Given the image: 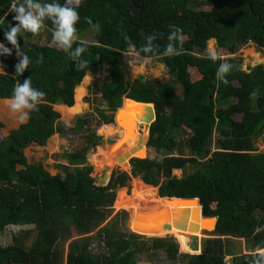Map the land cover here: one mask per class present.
<instances>
[{"label":"trees","instance_id":"1","mask_svg":"<svg viewBox=\"0 0 264 264\" xmlns=\"http://www.w3.org/2000/svg\"><path fill=\"white\" fill-rule=\"evenodd\" d=\"M56 2L63 4L64 0ZM12 3L0 0V43L12 49L10 56L0 54V117L17 80L22 83L30 78L32 87L43 91L45 97L38 110L30 112L27 121L16 128L3 134L0 121V235L7 230L9 236L8 242L0 245V264H151L133 258L140 235L124 225L125 211L106 220L114 189L126 185L130 176L157 185L159 196L196 197L202 215L216 217L212 236L204 239L198 254L177 253V244L181 251L191 252L187 238L180 233L175 234V240L152 237L141 243L159 247L171 262L179 257L183 264H224L226 238L241 239L245 252L227 253L229 264H255L260 259L256 250H264V151L254 145L259 136L264 140V63L242 70L241 58L235 53L252 42L264 56V0H82L75 27L78 36L89 34L87 40L79 37L78 41L86 47L81 58L88 62L87 67L77 71L75 62L52 45L53 25L45 20L38 34L44 36L38 42L33 43V34L28 32L17 37L20 54L30 59L28 69L19 77L14 67L18 63L16 49L4 38L9 25L16 23L15 13L9 11ZM173 26L182 29V46L175 42L180 54L162 56L168 35L175 31ZM153 34L154 50L144 53L141 49ZM208 39L214 40L220 56L215 62L206 53ZM130 47L140 58L160 59L168 78L128 79L121 58ZM223 60L232 65L224 77L227 84L217 74ZM85 72L93 75L95 110L101 107L107 111L102 122H112L121 97L150 102L155 112L145 143L146 156L131 157L128 172L115 165L108 181L99 186L90 176L89 164L74 167L63 176L50 175L40 163L27 162L23 154L24 147L41 145L58 124L52 103L68 105L56 106L65 119L77 112L76 101L88 80ZM173 83L179 84L180 94ZM74 85L77 92L72 104ZM124 105L128 108L119 111H131L129 115L118 113L124 134L143 144L146 130L141 129L145 134L137 131V123L138 118L145 126L151 121L150 104L147 108L131 102ZM91 122V118L80 120L85 129ZM175 131L185 137L175 141ZM114 134L116 138L125 136L117 125L110 133ZM85 136L93 145V131ZM115 150L122 153L120 146ZM135 150L136 146L125 156ZM84 151L81 147L71 152L72 161L78 164ZM188 165L192 167L188 173H171ZM142 181L134 179L129 196L118 192V207L121 202L135 206L136 198H145L143 202L154 198L155 188ZM156 200L160 202V198ZM117 217H121L119 225ZM26 236L27 243L22 242Z\"/></svg>","mask_w":264,"mask_h":264},{"label":"clouds","instance_id":"2","mask_svg":"<svg viewBox=\"0 0 264 264\" xmlns=\"http://www.w3.org/2000/svg\"><path fill=\"white\" fill-rule=\"evenodd\" d=\"M81 3L82 0H64L63 4L56 2V0H53L52 3H41L40 0H13L9 11L15 13L13 20L16 23L14 26L9 25V29L5 31L4 38L16 49L18 63L14 67L17 77L21 76L30 64L29 57L26 54H20V45L17 37L22 32H28L33 35L39 34L44 27L45 20H51L53 25L52 45L58 50L63 51L70 60L75 62L77 71L84 70L87 67L88 62L81 58L82 54L86 51V47L83 45V42L78 43L80 38L75 27L80 20L77 8ZM89 23H91L90 20ZM173 27L175 31H172L168 35L167 39L169 43L165 46L163 53H161L162 56L167 57L180 54V50L176 47L175 42H180L182 46V29ZM155 38V34L149 36L147 38L149 43L142 47L141 51L144 53L152 52L154 46L151 44V41ZM74 44H77L75 48H73ZM0 54L10 56L12 49L0 43ZM208 58L215 62L220 59V56L215 50H209ZM37 62L39 63L40 61ZM231 68L232 65L226 60H223L217 68L219 79H222L225 84L228 81L224 77L231 71ZM44 97L45 93L33 88L31 79L27 78L22 83L18 80L16 81L12 94L5 100V104L9 111L18 117L19 122L24 123L29 118L30 112L38 110V106L43 102ZM256 255L260 259H257L255 264H262V261H264V250L257 249Z\"/></svg>","mask_w":264,"mask_h":264},{"label":"rangeland","instance_id":"3","mask_svg":"<svg viewBox=\"0 0 264 264\" xmlns=\"http://www.w3.org/2000/svg\"><path fill=\"white\" fill-rule=\"evenodd\" d=\"M40 36H44V33H41L40 35H38V34L32 35L31 41H33V43L38 42ZM79 37L81 39L87 40L89 38V34H88V32H83ZM209 50H215L216 51L215 42L213 39H208L206 41V53H208ZM235 55L239 56L241 58V60H240V68L241 69H244L245 67H248L251 64L253 65L257 62H260V63L264 62V56L262 55L261 51L258 50L254 46V44L252 42H248V44L239 48L238 51L235 53ZM159 62H161L160 59L140 58V57L136 56L132 52V49L130 47L128 52L123 53V56L121 58V67L123 69L125 76L128 79L140 76L141 78H149V79H152L155 81H162V80L168 78V74L165 73L166 71L165 72L163 71V70H165V68H163V70L161 69ZM85 73L89 74L88 80H87L86 84L83 86V90H82V93L80 94V98L77 99V96H76L77 112L73 116L78 115V117H80L82 119L83 118H87V119L91 118L92 122H91L90 128L88 129L89 131L92 130L94 133H96V135H98L100 137H102L103 135H109V133L105 134L108 131V129L105 130L103 128L102 124H104V123L101 121V118L103 117L104 114H106L105 112H107V111H106V109H103L101 107H98L99 109L97 111L94 110L95 109L94 107L96 105H95V101L92 100V95H91V85H92L93 75L90 72H85ZM82 78H83V76L80 78V80L77 84H81L80 82L82 81ZM173 84H174L175 91L178 94H180L179 84L178 83H173ZM76 85H74V87H73L72 97H73L74 92H77V86ZM75 86H76V91H75ZM84 96L87 97L86 101L83 100ZM74 100L75 99L73 98V101H72L73 103H74ZM78 101L80 104H77ZM121 108H128V107H126L125 105H121V107L119 109H121ZM54 109H56V107ZM108 114H110V113H108ZM112 117H113V114H112ZM97 120H99L100 123L99 122L96 123ZM119 120H120V122H122V119L120 117H119ZM120 122H119V124H121ZM139 122H140V120L137 123L138 124L137 125V131L140 132V129H138V127H140ZM112 123H113V125H117L114 122H112ZM79 127H80V124L78 121V122H76V128H79ZM5 132L6 131H4V128H2L1 133L4 134ZM140 133L145 134L143 132H140ZM121 134L123 135V130H122ZM114 136H116V134ZM146 136H145V139H146ZM172 137L175 141H179V140L183 139L185 137V135L182 134L181 132L175 131V132H173ZM130 138H132V137H130ZM123 143H125L126 145L121 146V145H123ZM254 145L256 146V150H261V151L264 150V140L261 139L260 136L257 138V141H256V143H254ZM119 146L122 149L123 153L125 154L127 150L132 149L134 147V143L125 135L122 139L120 138ZM129 147H131V148H129ZM139 149L140 148L138 147L137 150H139ZM211 149H214V146H211ZM137 150H135V152ZM97 151L95 153L104 152L106 154V151L103 148H100V146H99V150L97 149ZM135 152H130V153L128 152L127 157L135 155ZM150 153H151V155L153 154L151 150H150ZM173 153H176V151H173ZM94 160L97 162V157H95ZM101 160H102V157L99 158V161H101ZM91 164H92L93 168H91L90 176L94 177L97 180V178H96L97 175H100V173L102 172V170L100 168V166L102 167V165H100V166H99V164L95 165V163H93V161L91 162ZM109 166H111V163L109 164ZM114 168L115 167H113V169ZM118 168H120V170H124L126 172L129 171V167H127V166L126 167L118 166ZM110 170L108 171L109 172L108 176L110 175ZM191 170H192V167L188 165V166H185L182 170L181 169L172 170L171 173L175 176H180L182 174L190 172ZM133 178H136V177H131L129 180H127L126 185L121 186V187H117L114 189L113 199H112L111 205L109 206L111 208V211H110L109 216L106 218V220L109 219L117 211L123 210V211H125V217H123L122 221L125 225V223L128 219V214H127L128 212L125 210L124 207H120V205L127 207L128 203L125 204L124 202H121L119 204V207H118V205H117V197H118L117 194H118V191H120V189H122V193L127 195V196L133 194V192H132V186H133L132 179ZM107 179H108V177H107ZM107 179H106V181H107ZM99 183H100V181H99ZM101 184H103V183H101ZM130 186H131V188H130ZM151 187L156 189V186H151ZM120 193H121V191H120ZM144 200H145V198L143 199V201ZM139 201H142V198L133 199V202L135 204H138ZM116 221H118L117 224L119 225V223L121 222V217H117ZM23 227H25V226H23ZM210 231H211V229L210 230L204 229L201 232H199L200 233L199 238L201 240V242H200L201 245H202L204 239L212 236L210 234ZM161 233H163V234L161 235ZM168 234L173 235L174 238H176L175 234H177V233H174L172 231L168 232V231H164V230H162L160 232L161 237H168V236H166ZM151 238L152 237H147V238H140L139 237L136 239V241L139 244H138V247L135 245V247L133 248V249H135V252L133 254V258L135 259V261H138L141 263L149 262L151 264H183V260L181 258L177 257L178 258L177 261L175 259L174 262L173 261L171 262L170 260H168L164 257V253L159 247L152 246L147 241L144 243L140 242L141 240L151 239ZM27 239H28V236L23 238L22 242L27 243V241H28ZM8 240H9L8 231L5 230L0 235V245L6 244L8 242ZM224 248L226 251H228L227 253H234V252H240V251L245 252L244 251L245 247H244L243 241L241 239L226 238V240L224 242ZM189 251L195 252V250H189ZM177 253H188L189 254L190 252L181 251L180 248L178 247ZM227 253L223 257L224 264H229L230 255H228Z\"/></svg>","mask_w":264,"mask_h":264},{"label":"crops","instance_id":"4","mask_svg":"<svg viewBox=\"0 0 264 264\" xmlns=\"http://www.w3.org/2000/svg\"><path fill=\"white\" fill-rule=\"evenodd\" d=\"M159 63H160L161 69L163 70V68H164L163 63L162 62H159ZM258 63H260V62H257L255 64H258ZM255 64H253V65H255ZM253 65L251 64L248 67H251ZM248 67H245L246 69L244 68L242 70L247 71ZM163 71L165 72V70H163ZM85 97L86 96L83 97V100H85ZM72 99H73V97H72ZM72 104H73V102H72ZM120 104H121V101H120ZM120 104L114 109L113 117H114V114L116 112L115 110H117L121 107ZM59 105L68 106V105H65L64 103H62L60 101H56V102L52 103V109L58 113V117L56 118V120L58 121V124L56 125L54 131L46 137L45 141L41 145L32 144V145H28L27 147L23 148V154L26 158V161L27 162H38L41 164L42 168L44 170H46L50 175L60 174L61 176H63L67 172L72 171V169L74 170V167H80L84 164H89V165H91V168H93L92 164H91L92 161H93V163H95V165H98V164H99V166L102 165L101 161H99L97 163L94 159H95V157H98V158L102 157L103 158L104 152L95 153V151L98 148V146H100L101 148H103L106 151V154H107V148H104V146L110 145V144L97 143V139H99V138L106 139L107 137L114 139L118 135L116 134V136H114L115 135L114 134L112 136V135H110V133H111L110 132L109 135H103L102 137H100V136L96 135V133L93 132L94 133V138H93L94 144L93 145L89 144V142L85 138L86 137L85 135L89 134L90 131L88 129H85L86 128L85 123L82 124V126H81L80 120L82 118L78 117V115L73 116L75 113L72 114L71 116L67 117L66 119L63 118L61 113L57 109H54L56 106H59ZM4 107H5L4 108L5 112H3V117H0V121L2 122V128H4V131L7 132L11 129L16 128L20 124V122L18 120V117L14 116L9 111L7 106H4ZM113 117H112V122H114ZM78 121H79L80 127L76 128V122H78ZM112 122H108V123L103 122L104 124H102V126H104L106 124L113 126ZM114 123H116V122H114ZM117 139H120V138H117ZM81 147H85V151L83 154V159H80L82 161L78 160L79 163L77 164V163H74L75 161H72L70 153L74 152L75 150H80ZM128 167H129V164H128ZM100 168H102V167L100 166ZM112 170H113V168L111 169V172H112ZM173 170H177V169H173ZM111 172H110V174H111ZM98 176L99 175H97V177ZM131 177H136L138 180L142 181L138 176H130V178ZM134 179L135 178H133V180H132L133 184H134ZM143 183H145V182H143ZM145 184H147V183H145ZM147 185L150 187L153 186L151 184H147ZM155 186H156V189H155L156 193L155 194H156V197L159 198L160 196L157 194V187L158 186L157 185H155ZM118 192H120V191H118ZM166 197H168V196H166ZM213 217H215V216H213Z\"/></svg>","mask_w":264,"mask_h":264},{"label":"bare ground","instance_id":"5","mask_svg":"<svg viewBox=\"0 0 264 264\" xmlns=\"http://www.w3.org/2000/svg\"><path fill=\"white\" fill-rule=\"evenodd\" d=\"M125 109H127V108H125ZM119 110L120 109L117 110L116 115H115L116 124L123 130V134H124V127L121 124H119L120 120L118 117V113L123 115L126 112L125 114L129 115V114H131V111H125L124 112V111H119ZM121 112H124V113H121ZM133 113L136 116L135 110ZM114 127H115V125H113V126L108 125V124L104 125L103 128L105 130L108 129V131L105 134L111 132ZM144 140H146V139H144ZM131 141L134 143V146H136L137 148L138 147L140 148L139 150H137L135 152V155H133V156H135L136 158L145 157L146 156V145H145L146 142L144 141V143L141 144L140 140H138L137 143L135 141H133L132 139H131ZM119 142H120V139L114 138L113 142L110 143V145L104 146V148H107V154L103 155L104 161H102V164L106 165V168H105V170H104V172H103V174L99 180L100 184L104 183L106 181V179L108 177V173H109L108 171L111 168L115 167V165H117V163H119L120 166L122 165L121 167H126L125 163L123 164V162H125V158H127L128 154H127V156H125L126 153L124 154L123 151H122V153L118 154L120 156L116 157L117 163L115 161V158H113V155L117 154L115 148L119 147ZM124 145H126V144L123 143L122 146H124ZM131 147H129V148H131ZM96 151H97V149H96ZM108 163L109 164L111 163V166H109ZM156 199H157V197H156V195H154L153 199L147 198L146 201L143 203H142V201H139L138 204L133 203V205H135V206L126 207L127 209L125 208V210L127 212L130 213V211H131V213H130V225H129V229L131 231L138 233V234L145 235V236H160V232L167 228L168 232H170V231H172L174 233L185 232L188 234H194L199 238L200 233H199V231H197V229L204 228V229L210 230L209 228L213 227V217H209L207 220L203 221L201 219L202 217L197 218V216H194L192 218V222L188 221L189 220L188 219V211L191 209V207H193L192 205H194V202H195L194 200H192L189 205L184 204V201L181 202L180 205H177V207H186V209L182 210L181 215L178 214L177 216L176 215L172 216L173 221H176L175 223H173L172 225L168 224V227H162V229L160 227L153 228L155 224L160 225L161 223L163 224L165 222H168L169 219H171V215L173 213H176V211L178 210V209L177 210L169 209L166 207V208H161L160 210L151 211V212L141 211V210H144L145 203H153V204L157 205L158 201ZM175 202H177V201H175ZM159 203L162 204L161 201ZM136 205L137 206L141 205V208H138ZM197 219H198V221H197ZM135 222H137L139 224H135ZM150 225L153 227H149ZM177 225H179V228L176 227ZM150 228H153V229L150 230ZM162 234L163 233H161V235Z\"/></svg>","mask_w":264,"mask_h":264},{"label":"water","instance_id":"6","mask_svg":"<svg viewBox=\"0 0 264 264\" xmlns=\"http://www.w3.org/2000/svg\"><path fill=\"white\" fill-rule=\"evenodd\" d=\"M135 8H136V6H134ZM0 72H3V70L1 69V66H0ZM121 104L120 105H124L126 102H131L132 104H134V105H136V106H139V107H143V108H147V105L148 104H150V107H151V114H152V119H151V121H149L147 124H146V126H145V124H144V122H142V121H140L139 122V126L140 127H138V129H140V132L142 131L141 129L142 128H144L145 127V130H146V140H147V137H148V129H149V125H150V123L155 119V112H154V109H153V105H152V103H150V102H139V101H135V100H133V99H130V98H127V97H121ZM149 107V108H150ZM118 110V109H117ZM117 110H115L116 112H117ZM116 112H115V114H114V117H113V120H114V122H116V119H115V115H116ZM137 119V118H136ZM139 121V120H138ZM146 140H145V142H146ZM113 142V138H110V137H107L106 139H102V138H99V139H97V143H106V144H110V143H112ZM136 145V144H135ZM122 146V145H121ZM117 156H120V155H118V154H115V155H113V158H115V161H116V157ZM131 157H135V156H129V157H127L126 159H125V162H123V164L125 163V165L128 167V160L131 158ZM116 163H117V161H116ZM117 165H119L120 166V164L119 163H117ZM122 166V165H121ZM105 168H106V165H104V164H102V168H101V170H102V172L100 173V175L98 176V177H96L97 178V180L94 182V184L96 185V186H99V185H104L107 181H108V179H109V177H108V179H107V181L105 182V183H103V184H100L99 183V180H100V178H101V176H102V174H103V172H104V170H105ZM112 169V168H111ZM110 172H111V170H110ZM160 198V201H161V203L162 204H160V203H157V205H155V204H153V203H145V207H144V211L145 212H151V211H157V210H160L161 208H169V209H174V210H177L176 211V213H173L172 215H171V219H169V221L168 222H165V223H161L160 225H154V227L153 226H149V227H153V228H155V227H160L161 229H162V227H168V224H173V223H175L176 221H173V218H172V216H177L178 214L179 215H181V213H182V210L183 209H186V207H177V205H180V203L181 202H183L184 201V204H190L191 203V201L192 200H194L195 202H194V205H192L193 207H191V209L188 211V221H191L192 222V218L194 217V216H197V218L198 217H202L201 219L204 221V220H207L209 217H213V216H203L202 215V213H201V207H200V205H199V203H198V200H197V198L196 197H190V198H184V197H174V196H171V197H166V196H160L159 197ZM174 201V202H173ZM175 201H177V202H175ZM183 204V205H184ZM169 207H168V206ZM139 208V207H138ZM137 208V209H138ZM143 208V207H142ZM130 213H131V211H130ZM130 213L128 212L127 214H128V219H127V221H126V223H125V226L129 229V225H130ZM197 221H198V219H197ZM215 222H216V217H213V227H214V225H215ZM135 224H139V223H137V222H135ZM170 226V225H169ZM147 227V226H146ZM175 227V226H174ZM177 228H179V225H177L176 226ZM213 227L211 228V230L213 229ZM153 228H150V230L151 229H153ZM202 230H204V228H199V229H197V231H199V232H201ZM131 231V230H130ZM138 234V233H137ZM185 234H188V233H185V232H182L181 233V235H185ZM140 235V237L141 238H147V237H161V236H145V235H142V234H139ZM165 236V235H164ZM166 236H168V237H171L173 240L175 239L174 238V236L173 235H170V234H168V235H166ZM185 237L187 238V245H188V249L189 250H195V251H197V252H190L189 254H198V253H200V251H201V244H200V242H201V240H200V238H198L196 235H194V234H188V235H185Z\"/></svg>","mask_w":264,"mask_h":264},{"label":"flooded vegetation","instance_id":"7","mask_svg":"<svg viewBox=\"0 0 264 264\" xmlns=\"http://www.w3.org/2000/svg\"><path fill=\"white\" fill-rule=\"evenodd\" d=\"M122 132V129L120 128V133ZM110 133V132H109ZM133 184V183H132ZM130 188H131V186H130ZM178 245V244H177ZM179 247V245L177 246V248Z\"/></svg>","mask_w":264,"mask_h":264}]
</instances>
